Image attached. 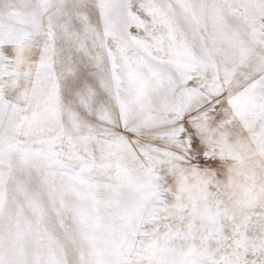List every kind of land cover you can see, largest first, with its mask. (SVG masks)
Returning <instances> with one entry per match:
<instances>
[{
  "label": "rangeland",
  "instance_id": "1",
  "mask_svg": "<svg viewBox=\"0 0 264 264\" xmlns=\"http://www.w3.org/2000/svg\"><path fill=\"white\" fill-rule=\"evenodd\" d=\"M0 264H264V0H0Z\"/></svg>",
  "mask_w": 264,
  "mask_h": 264
}]
</instances>
